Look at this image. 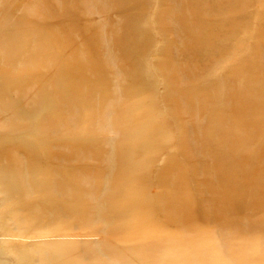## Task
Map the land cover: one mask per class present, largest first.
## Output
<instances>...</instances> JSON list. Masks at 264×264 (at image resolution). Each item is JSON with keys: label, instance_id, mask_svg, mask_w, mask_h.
<instances>
[{"label": "rangeland", "instance_id": "1", "mask_svg": "<svg viewBox=\"0 0 264 264\" xmlns=\"http://www.w3.org/2000/svg\"><path fill=\"white\" fill-rule=\"evenodd\" d=\"M0 264H264V0H0Z\"/></svg>", "mask_w": 264, "mask_h": 264}, {"label": "bare ground", "instance_id": "2", "mask_svg": "<svg viewBox=\"0 0 264 264\" xmlns=\"http://www.w3.org/2000/svg\"><path fill=\"white\" fill-rule=\"evenodd\" d=\"M114 211V210H113ZM115 212V211H114ZM116 213V212H115Z\"/></svg>", "mask_w": 264, "mask_h": 264}]
</instances>
